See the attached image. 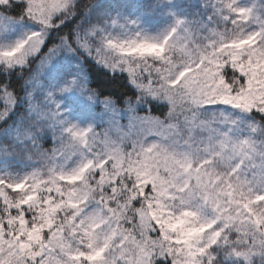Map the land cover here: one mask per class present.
<instances>
[{"label": "rangeland", "instance_id": "obj_1", "mask_svg": "<svg viewBox=\"0 0 264 264\" xmlns=\"http://www.w3.org/2000/svg\"><path fill=\"white\" fill-rule=\"evenodd\" d=\"M26 1L17 18L0 0V65L28 73L21 99L0 88V124L17 120L0 162L34 164L0 182V264H264V0H95L74 44L43 55L79 0ZM82 56L126 72L138 98L97 97ZM162 96L205 134L143 112Z\"/></svg>", "mask_w": 264, "mask_h": 264}, {"label": "trees", "instance_id": "obj_2", "mask_svg": "<svg viewBox=\"0 0 264 264\" xmlns=\"http://www.w3.org/2000/svg\"><path fill=\"white\" fill-rule=\"evenodd\" d=\"M90 0H79L76 3L77 12L74 17L66 21L60 26L54 27L51 35L47 38L46 42L42 48V54H46L53 48H56L64 39H67L68 42L74 44L76 33L85 27L93 23V12L99 7L97 5L93 9L89 5ZM110 7L108 10H110ZM5 15L21 18L24 17L27 12V5L25 2L19 1H10L9 6L3 8ZM88 14H91V19L88 18ZM105 19L102 21H96L95 24H103ZM84 63L89 74V85L94 93L100 98H110L113 99L119 107H125L126 103L133 101L138 97V93L131 86L128 77L125 74L110 73L105 68L99 66L93 60L84 57ZM24 68H14L9 69V67H4L0 65V88L4 87L9 90L17 99H21L25 94L26 81L28 73H26ZM224 79L229 85H233L236 88L239 77L235 75L230 69L224 73ZM242 78L240 83H244ZM169 111V107L166 104H159L156 102L151 103V112L153 115L165 118ZM257 118L261 125H264V116L259 112H254L253 115ZM17 124L15 117L10 115L0 124V130L4 128H13ZM50 143V142H48ZM34 165V164H33ZM33 165H26L24 161L16 162H0V167H7L12 171V176L3 177L2 181L11 182V180L18 181L21 180L25 173L30 170ZM43 169V168H42ZM136 225V224H135ZM15 226L17 230L15 234L21 233L24 237V233L27 232L29 228L26 225H21L16 222ZM14 234V235H15ZM215 249L218 253L217 248ZM220 259V258H219ZM157 264H171L167 260H158Z\"/></svg>", "mask_w": 264, "mask_h": 264}]
</instances>
